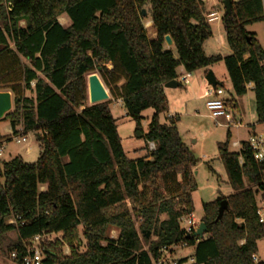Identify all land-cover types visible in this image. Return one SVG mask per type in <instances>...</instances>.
Wrapping results in <instances>:
<instances>
[{
  "label": "trees",
  "instance_id": "obj_1",
  "mask_svg": "<svg viewBox=\"0 0 264 264\" xmlns=\"http://www.w3.org/2000/svg\"><path fill=\"white\" fill-rule=\"evenodd\" d=\"M205 9L204 0H0V91L14 95L13 110L2 118L12 133L0 130V145L22 126L41 149L34 163L15 156L0 164V237L17 234L10 254L24 253L37 235L61 234L40 241L44 264H153L163 247L189 246L194 264H264L254 261L264 239L256 213L264 162L245 141L230 150V130L219 151L234 192L203 204V237H188L180 223L194 212L198 159L178 130L179 115H167L165 84L179 79L178 68L193 73L223 61L237 96L254 83L264 121V47L246 29L263 21L262 0L232 1V13L225 10L227 56L205 53L213 35ZM168 34L178 57L166 45ZM94 72L143 133L144 155L128 157L111 100L89 103ZM147 109L153 115L144 133ZM223 199L228 208L215 222Z\"/></svg>",
  "mask_w": 264,
  "mask_h": 264
},
{
  "label": "rangeland",
  "instance_id": "obj_2",
  "mask_svg": "<svg viewBox=\"0 0 264 264\" xmlns=\"http://www.w3.org/2000/svg\"><path fill=\"white\" fill-rule=\"evenodd\" d=\"M238 1V0H232ZM205 2V15L209 12L217 11L219 19L211 22L213 28V35L204 44V50L208 55H222L227 56L231 53L226 41V33L224 26L222 25V17L225 13L223 1L221 0H204ZM60 22L64 25L69 24V19L67 15H62L59 18ZM146 21L147 32L149 37L152 36L154 29L150 27ZM246 29L250 32L256 34L257 39L260 44L264 47V22H254L246 26ZM175 57H178V53L174 47H171ZM212 70L216 75L218 81L224 84V88L229 90L231 95L237 100L239 108L236 111L237 118L242 120L243 125L241 127H231L230 129L225 125L216 124L209 116V112L206 107V102L208 98L201 97L204 95L205 91L210 88V85L205 79L204 71L201 72L205 85H203L198 92L193 96H196L197 99H193L187 105V101L191 98L190 96H185V84L182 82L183 87L178 89L177 97L179 109L177 113L180 115V121L178 122V130L186 142L188 147L194 153L198 159V163L194 167V173L196 181L198 184L197 189L193 192V204L195 207V215L198 220H201L204 215L203 204L207 202L214 201L220 196H229L234 192L232 186L228 181V175L224 162L220 157L219 143L225 142L227 139V133L230 130L231 137L229 143V149L232 151H239L240 147L235 146L234 142L244 141L248 138L249 133L252 129L251 125L256 126V130L264 129L259 124L257 113H256V103H255V93L253 88L248 87V92L244 96H237L233 90L225 63L220 61L214 64L211 67L207 68V72ZM178 88V87H177ZM188 88V87H186ZM174 89V88H173ZM166 90H171L167 88ZM168 92V91H167ZM27 95H30L29 92H26ZM230 94L226 92L222 97L228 98ZM171 96V95H170ZM167 95L168 100L171 101V97ZM111 100L110 109L117 119L118 132L122 139L124 150L126 151L128 157L134 159L138 158L145 154V150L142 148L145 147L146 141L144 138L138 136L136 131V122L126 115L124 107L119 103L118 100ZM187 105V106H186ZM14 108V103H13ZM12 108V110H13ZM170 106L168 109L167 115L169 116ZM176 114V113H174ZM143 132L148 131L149 123L151 116L153 115L152 109H147L143 112ZM224 122L223 119L220 120ZM162 122H165V116H162ZM6 126H10L8 120H0V130L1 133L6 131ZM11 127V126H10ZM22 128V130H21ZM18 133H23V127L18 126ZM12 131L10 132V134ZM143 134V133H142ZM34 133H29V135L23 136V141L21 143H16L15 141H9L6 144L3 160H10V154H22L24 160L29 163H34L37 161L40 154V143L38 141L37 135ZM150 146V144H149ZM31 147V152L26 150ZM26 152V153H25ZM12 159V158H11ZM246 184L250 186L249 181L246 179ZM141 220H137V226H139ZM150 233V232H149ZM108 235L111 238H117L118 230L116 228H110ZM16 233L14 231L10 232L8 235L0 237V264H18L13 261L10 257V245L16 240ZM61 234H53L46 236L49 240L55 238H61ZM150 237H153L150 233ZM146 246V245H145ZM147 247V246H146ZM70 249L68 246L64 247V252L69 253ZM176 253L174 257L183 258L188 257L187 264H194L190 261L191 256L193 255V247H178L175 249ZM257 257L264 262V239H261L258 242V252Z\"/></svg>",
  "mask_w": 264,
  "mask_h": 264
},
{
  "label": "built area",
  "instance_id": "obj_3",
  "mask_svg": "<svg viewBox=\"0 0 264 264\" xmlns=\"http://www.w3.org/2000/svg\"><path fill=\"white\" fill-rule=\"evenodd\" d=\"M262 4H263V22H264V0H262ZM206 18L209 22H213L215 20H218L220 17L218 15V12L214 11V12H209L206 15ZM191 75H192L191 72L186 71L180 77L179 80L184 84H187L189 83ZM224 92L225 89L223 87L221 86L213 87L212 85H210V88L205 91L204 96L208 98L206 102V107L209 112V116L213 120H215L216 124L218 125H225L228 128H231L233 126L241 127L243 123L241 119L237 118L236 106L233 100L222 97ZM169 116H174V115L169 114ZM221 119H223L224 122H221L220 121ZM259 124L262 127H264V121L259 122ZM23 136H25L23 133L21 134L17 133L13 135L12 141H15L16 143H21L23 141ZM245 142L249 147V149L251 150L254 159L259 162H264V129L258 131L254 129L253 131H251ZM234 145L239 146L241 149L243 146V141H236L234 142ZM150 148L154 149L155 144L150 143ZM4 149H5L4 144H1L0 161L3 160ZM241 161H243V159H241ZM256 213L260 223L264 224V198L262 197H260L258 200ZM201 221L202 220L197 219L194 212L185 215L180 219L181 226L185 230L187 235L195 233ZM44 237H46V235L35 236L33 238L32 243L26 246L24 253H18L14 251L10 254L11 259L17 262L18 264H44L43 251L39 245L40 241ZM174 248L176 249L178 247H173V249L168 247H163L159 251L158 257L153 260V264H187L188 260L182 261V258L174 257L176 253V251H173ZM259 260L260 259L257 257V254L254 255V261L258 262ZM190 261L194 263L195 262L194 257H191Z\"/></svg>",
  "mask_w": 264,
  "mask_h": 264
},
{
  "label": "water",
  "instance_id": "obj_4",
  "mask_svg": "<svg viewBox=\"0 0 264 264\" xmlns=\"http://www.w3.org/2000/svg\"><path fill=\"white\" fill-rule=\"evenodd\" d=\"M224 8L227 13H232V0H224L223 1ZM146 10H143V15H146ZM165 42L166 45L171 47L173 46L174 42L171 37V35L165 36ZM101 68L98 69L100 71ZM206 80L209 85H212L213 87H217L222 85L220 81L216 78L214 72L212 70H209L206 74ZM181 85V82L179 80H172L165 84L166 88H177ZM88 99L89 103L91 105L102 103L105 101H108L111 99L110 93L108 89L106 88L104 82L102 81L99 72L91 73L88 76ZM14 103L13 95L10 91H0V119L4 118V116L12 110ZM138 136L142 137V132H138ZM228 208V201L227 199H223L220 201V205L218 208V216L215 220V222H218L223 218L224 212ZM207 225L204 221H201L198 229L194 233V236H200L203 237L207 232ZM148 237H150V233L147 234ZM190 237V235H188Z\"/></svg>",
  "mask_w": 264,
  "mask_h": 264
},
{
  "label": "crops",
  "instance_id": "obj_5",
  "mask_svg": "<svg viewBox=\"0 0 264 264\" xmlns=\"http://www.w3.org/2000/svg\"><path fill=\"white\" fill-rule=\"evenodd\" d=\"M148 22H151V25H150V27H152V21H148ZM222 25H223V23H222ZM147 27V26H146ZM157 36V33H156V31L154 30V32H153V34H152V36H151V38H155ZM259 41V40H258ZM205 44V43H204ZM167 47H169V46H167ZM206 53V52H205ZM207 54V53H206ZM208 55V54H207ZM109 68H111V64H108L107 65ZM204 71V74H205V77H206V74H207V68L206 69H201V70H198V71H195V72H193L192 73V75H191V77H190V80H189V83H187V84H185V91L184 92H181L182 94L183 93H185L186 95L185 96H187V97H191L188 101H187V105H188V103L190 102V101H193V99H197L196 98V96H193L196 92H198V90H200V88L203 86V85H205V82H204V80H203V74L201 73V72H203ZM186 71L184 70V68L183 67H179L178 68V74H179V79H180V77L185 73ZM216 76V75H215ZM217 78V77H216ZM179 79H177V80H179ZM206 79V78H205ZM180 81V80H179ZM207 81V80H206ZM181 82V81H180ZM221 87H223L224 88V84L222 83V85H220ZM183 87V84H182V82H181V85L180 86H178V88H171V90H166L167 88L165 87V93H166V96L167 95H171L170 97H171V101H169L168 100V97H167V100H168V109H169V106H170V110H169V112H173V113H169V114H173V115H179L178 113H177V110L180 108L179 107V105H180V103H178L177 101H178V97H177V93H179V92H177V91H180V90H178V89H181ZM186 87H188V88H186ZM248 87H251V88H254V83H250L249 85H248ZM225 89V88H224ZM168 91V92H167ZM226 92L228 93V94H230L229 95V97L228 98H226V99H230V100H233V102H234V104H235V106H236V109H238L239 108V106H238V103H237V100L231 95V93H230V91L229 90H226L225 89V92L223 93V95L224 94H226ZM12 93V92H11ZM13 95V94H12ZM222 95V96H223ZM201 97H203V98H207V97H205L204 95H202ZM13 98H14V95H13ZM119 101V103L121 104V101L120 100H118ZM186 105V106H187ZM174 113H176V114H174ZM179 117H180V115H179ZM251 127H252V129H251V131H253L254 129H256V126L255 125H251ZM6 131H3L2 132V134L3 135H9L10 134V132L12 131V128L10 127V126H6ZM230 129V128H229ZM250 131V132H251ZM29 135V134H28ZM36 136V135H35ZM245 141V140H244ZM1 144H4V146L6 147V144H7V141H2L1 142ZM4 151H5V149H4ZM27 152H31V147L30 148H28L27 150H26ZM26 153V152H25ZM10 154V159L11 158H14L15 156H21V157H23L22 156V154H16V155H11L12 153H9ZM24 159V158H23ZM194 213H195V207H194ZM16 233V232H15ZM9 234V233H8ZM7 234V235H8ZM17 235V234H16ZM17 237V236H16ZM193 249H194V247H193ZM193 254H194V251H193Z\"/></svg>",
  "mask_w": 264,
  "mask_h": 264
},
{
  "label": "bare ground",
  "instance_id": "obj_6",
  "mask_svg": "<svg viewBox=\"0 0 264 264\" xmlns=\"http://www.w3.org/2000/svg\"><path fill=\"white\" fill-rule=\"evenodd\" d=\"M148 24L150 25L151 23L149 22Z\"/></svg>",
  "mask_w": 264,
  "mask_h": 264
}]
</instances>
